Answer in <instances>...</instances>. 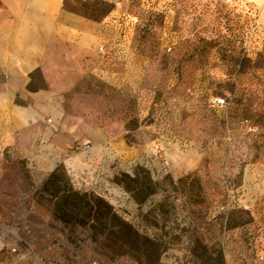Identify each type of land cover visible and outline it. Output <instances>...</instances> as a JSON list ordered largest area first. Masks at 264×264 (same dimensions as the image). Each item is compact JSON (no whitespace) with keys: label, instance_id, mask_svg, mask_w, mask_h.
Returning a JSON list of instances; mask_svg holds the SVG:
<instances>
[{"label":"rangeland","instance_id":"1","mask_svg":"<svg viewBox=\"0 0 264 264\" xmlns=\"http://www.w3.org/2000/svg\"><path fill=\"white\" fill-rule=\"evenodd\" d=\"M80 2L74 143L0 135V264H264V0Z\"/></svg>","mask_w":264,"mask_h":264},{"label":"crops","instance_id":"2","mask_svg":"<svg viewBox=\"0 0 264 264\" xmlns=\"http://www.w3.org/2000/svg\"><path fill=\"white\" fill-rule=\"evenodd\" d=\"M100 38V23L80 0H0V135L8 127L20 141L40 135L49 152L68 151L79 123L67 96ZM92 127L95 158L112 139Z\"/></svg>","mask_w":264,"mask_h":264},{"label":"built area","instance_id":"3","mask_svg":"<svg viewBox=\"0 0 264 264\" xmlns=\"http://www.w3.org/2000/svg\"><path fill=\"white\" fill-rule=\"evenodd\" d=\"M219 103H223L225 101L224 97H217Z\"/></svg>","mask_w":264,"mask_h":264},{"label":"trees","instance_id":"4","mask_svg":"<svg viewBox=\"0 0 264 264\" xmlns=\"http://www.w3.org/2000/svg\"><path fill=\"white\" fill-rule=\"evenodd\" d=\"M78 193V192H77ZM258 264V263H257Z\"/></svg>","mask_w":264,"mask_h":264}]
</instances>
